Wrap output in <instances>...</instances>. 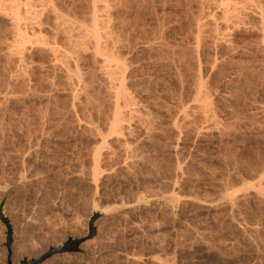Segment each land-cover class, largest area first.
<instances>
[{
	"label": "rangeland",
	"instance_id": "1",
	"mask_svg": "<svg viewBox=\"0 0 264 264\" xmlns=\"http://www.w3.org/2000/svg\"><path fill=\"white\" fill-rule=\"evenodd\" d=\"M215 1L33 0L52 47L22 55L5 51L11 28L0 15V201L6 196L12 238L8 250L0 218V264L37 259L68 239L81 240L77 251L40 264H136L129 256L137 264H264V195L255 192L264 193V0H232L242 8L228 30L219 17L232 2L221 0L222 9ZM93 15L100 43L117 40L123 90L141 113L124 115L119 136L108 126L115 104L92 45ZM200 95L211 108H198ZM96 162L99 179L91 178ZM167 194L178 198L174 209L151 204ZM95 208L111 211L90 224Z\"/></svg>",
	"mask_w": 264,
	"mask_h": 264
},
{
	"label": "bare ground",
	"instance_id": "2",
	"mask_svg": "<svg viewBox=\"0 0 264 264\" xmlns=\"http://www.w3.org/2000/svg\"><path fill=\"white\" fill-rule=\"evenodd\" d=\"M36 1V0H35ZM52 1V0H51ZM213 1H215V0H213ZM221 0H219V1H215V4H216V2H218L219 4V6L220 7H222L221 5H223L224 4V2L226 1H224L223 0V4H220L221 2H220ZM228 2H232V0H227ZM235 1V0H234ZM249 1V0H248ZM93 2H95V1H93ZM212 2V1H211ZM230 2V3H231ZM214 3V2H213ZM229 3V4H230ZM236 3H239V1L237 0V2ZM252 3V2H251ZM51 4V3H50ZM226 4V3H225ZM224 4V5H225ZM228 4V3H227ZM227 4L225 5V6H223L224 7V10H223V12H222V9H223V7H222V9L220 8L219 10H221V12L222 13H220V17L219 18H221V19H223V23H221V25L223 26L224 25V29H227L228 27H229V25H231V26H234V24H237V19H238V14H240L239 13V8H237L236 7V5H239V4H235V2H232L231 4H230V6L229 7H227ZM37 5V4H36ZM254 5V4H253ZM34 3H33V0H0V15L3 17V18H5V19H7L8 21H9V23H10V36H11V40L9 41V38H8V40H3V42L5 43V45L4 44H1V45H4V48H6L7 50H5V51H8V52H12L13 54L14 53H16V54H21L22 55V52L28 47V46H34V47H38V48H50L51 49V47H52V44H50V41L49 40H47V38L44 36V33H43V30H42V27L44 26H42V23H41V21L39 20V14H40V12H39V10H36V9H34ZM48 6V5H47ZM215 6V5H214ZM240 6V5H239ZM207 7V6H206ZM241 8H242V6H240ZM243 7H244V5H243ZM51 8V7H50ZM255 8V7H254ZM238 11H237V10ZM251 9V8H250ZM42 10V9H41ZM209 10V9H208ZM243 11H244V9H242ZM241 11V10H240ZM263 11H264V9H263ZM249 12V11H248ZM248 12H245L244 11V14L246 13H248ZM250 12H251V10H250ZM260 12V11H259ZM264 13V12H263ZM262 13V11H261V14H263ZM94 14V13H93ZM222 14V15H221ZM245 14V15H246ZM254 13L252 12V15H253ZM211 15H212V12H211ZM245 15H243V16H245ZM256 15H259V14H256ZM256 15H254V16H256ZM241 16V15H240ZM246 16H248V15H246ZM259 16H261V15H259ZM60 17V16H59ZM77 17V16H76ZM85 17V16H84ZM98 17V16H97ZM96 16H94L93 15V24H92V30L90 31V32H92L93 33V35L95 36H93L95 39H94V41L92 42V40H91V42H92V45L94 46L93 48H94V50H95V53H97V55H99V56H101L102 57V59L100 60L101 62V66L104 68L103 70H104V73H105V77L108 79V83H109V85H108V87L111 89V90H113L112 91V93H113V100H114V102H113V104H115L114 106V109L113 110H115V111H113L114 113L112 114V117L110 118V119H112V120H110L111 122H109L110 123V125L108 124V123H106V125L108 124V126L110 127V129H111V131L110 132H112V133H114L113 135H115V134H118V136H119V133L121 132V130H122V128H123V124H125V123H127L124 119H125V117H124V115H126L129 119H130V121H131V119L133 120V119H135L136 117H137V113L138 112H136L137 111V108H135V103H133L132 102V100L131 99H133V98H131L130 97V94H128L129 92H125L126 91V89H125V87H124V89L125 90H123V70H125V69H123V67L124 66H121L122 64H123V62H122V64H121V60L119 61L118 59L120 58V55H119V51H118V49H117V46H116V43H117V40L115 41L113 38L112 39H110V35H109V38L108 37H106V38H108V39H110L109 41L106 39V41H104V43H100V41H99V34H100V32H98V29H97V27L100 25V24H102V23H100V22H98V24L96 23V20H98V18H97ZM258 17V16H257ZM86 18V17H85ZM97 18V19H96ZM109 18V17H108ZM262 20H263V22H264V16L262 15ZM56 19V18H55ZM78 19V18H77ZM110 19V18H109ZM215 19V18H214ZM240 20V19H239ZM238 20V21H239ZM242 20V19H241ZM258 20V19H257ZM260 20V19H259ZM101 21V20H100ZM198 21V20H197ZM220 21H222V20H220ZM85 22V23H84ZM102 22V21H101ZM104 22V21H103ZM263 22H261V20H260V22L259 23H261L260 24V26L259 27H263L264 25H262L263 24ZM56 23V22H55ZM77 23H79V22H77ZM100 23V24H99ZM106 23H107V21H106ZM240 23V22H239ZM248 23V22H247ZM44 24H46V22L44 23ZM65 24V23H64ZM80 24H82V25H80ZM84 24H87V22L83 19L82 21H80V23H79V26H78V28L77 27H75L76 28V31H77V33L79 34V33H84V32H86L88 29L86 28L87 26L86 25H84ZM110 24V23H109ZM219 24H220V22H219ZM67 25H68V23H67ZM88 25H90V24H88ZM98 25V26H97ZM104 25V24H103ZM195 25V24H194ZM86 26V27H85ZM221 26V27H222ZM49 27V26H48ZM47 27V28H48ZM59 27H61V26H59ZM104 27V26H103ZM102 27V28H103ZM199 27H200V25H199ZM199 27H198V29H199ZM201 27H203V26H201ZM200 27V29L202 30V31H204L202 28ZM214 27V26H213ZM220 27V26H219ZM220 27V28H221ZM235 27V26H234ZM233 27V28H234ZM261 27V28H262ZM50 28V27H49ZM88 28H90V27H88ZM101 28V27H100ZM111 28V27H110ZM216 27H214V29H215ZM231 28V27H230ZM237 28V27H236ZM70 29V28H69ZM196 29H197V27H196ZM198 29L196 30L197 32H198ZM222 29V28H221ZM220 29V30H221ZM46 30V29H45ZM100 30V29H99ZM109 30V29H108ZM228 30V29H227ZM49 31H50V29H49ZM76 31H74V32H76ZM114 31V30H113ZM200 31V30H199ZM215 31V30H214ZM223 31V30H222ZM262 34L264 33V27H263V29H262ZM69 32V31H68ZM71 32V31H70ZM112 31H110V32H108V33H111ZM213 32V31H212ZM216 32V31H215ZM215 32H214V34H215ZM225 32V31H224ZM223 32V33H224ZM47 33L48 32H46V34L45 35H47ZM54 33V32H53ZM89 33V32H88ZM91 33V34H92ZM205 33V32H204ZM210 33V32H209ZM218 33H220V31L218 30ZM49 34V33H48ZM75 34V33H74ZM103 34V33H102ZM195 34H196V32H195ZM199 34V33H198ZM197 34V35H198ZM201 34V33H200ZM75 35H77V34H75ZM79 35H81V34H79ZM83 35V34H82ZM81 35V36H82ZM89 34H87V36H88ZM101 35V34H100ZM104 35V38H105V34H103ZM196 35V38L198 37ZM202 35H204L203 33H202ZM215 35H218V34H215ZM201 36V35H200ZM219 36H221L222 38H221V40L222 39H224L223 38V36L222 35H220L219 34ZM261 36H263V35H261ZM85 38H86V36H84ZM83 37V38H84ZM202 37H204V36H202ZM225 37V36H224ZM76 38V37H75ZM88 38V37H87ZM102 38H103V36H102ZM263 38V37H262ZM49 39V38H48ZM80 39V38H79ZM88 39H90V38H88ZM88 39H87V41H88ZM92 39V38H91ZM198 39L199 38H197V42H198ZM220 39V38H219ZM54 40V39H53ZM74 40V39H73ZM85 40V39H84ZM203 40V39H202ZM202 40H200V41H202ZM8 41V42H7ZM55 41V40H54ZM79 41V40H78ZM81 41H82V39H81ZM86 41V42H87ZM90 41V40H89ZM219 41V40H218ZM80 42V41H79ZM153 42V41H152ZM196 42V43H197ZM214 42V41H213ZM226 42V41H225ZM55 43H57V42H55ZM55 43H54V47L52 48L53 50V52L54 53H56L57 51V49H56V47H55ZM70 43V42H69ZM78 43V42H77ZM120 43V42H119ZM149 43V42H148ZM229 43V42H228ZM81 44V43H80ZM214 44V43H213ZM225 44V43H224ZM59 44H57L56 46H58ZM197 45H198V43H197ZM227 45H229V44H227ZM263 45H264V43H263ZM73 46V45H72ZM78 46H80V45H78ZM77 46V47H78ZM67 47H69V46H67ZM83 47H85V46H83ZM135 47V46H134ZM71 48V47H70ZM74 48V47H73ZM80 48V47H79ZM90 48H92V47H90ZM231 49V48H230ZM62 50V49H61ZM233 50V49H232ZM4 51V52H5ZM83 51V50H82ZM3 52V51H2ZM59 52H60V50H59ZM161 52V51H160ZM94 53V52H93ZM94 53V54H95ZM12 54V55H13ZM57 54V53H56ZM64 55V54H63ZM70 55V54H69ZM73 55V54H72ZM19 56V55H18ZM59 55H57V57H58ZM61 56V55H60ZM63 57V56H62ZM61 57V58H62ZM95 57V56H94ZM121 57H122V55H121ZM66 58H67V56H66ZM66 58H64V59H66ZM113 58V59H112ZM68 59V58H67ZM57 60H59L58 58H57ZM62 60V59H61ZM69 60V59H68ZM123 61V60H122ZM127 61V60H126ZM181 61V60H180ZM216 61V60H215ZM55 62V61H54ZM57 62V61H56ZM59 62H61V61H59ZM62 62H63V60H62ZM95 62V61H94ZM75 63V62H74ZM199 63V62H198ZM57 64H61V63H57ZM64 64H65V62H64ZM67 64V63H66ZM69 64V63H68ZM200 64V63H199ZM199 64H197V65H199ZM44 65V64H43ZM61 65H63V64H61ZM97 65V64H96ZM125 65V64H124ZM69 66V65H68ZM126 67V66H125ZM67 68V67H66ZM70 68V67H69ZM68 68V69H69ZM199 68V67H198ZM65 69V68H64ZM76 69V68H75ZM74 69V70H75ZM71 70V69H70ZM73 70V69H72ZM102 70V71H103ZM198 70V69H197ZM200 71V70H199ZM70 72V71H69ZM76 72H77V70H76ZM82 72V71H81ZM103 73V72H102ZM38 74V73H37ZM80 74V73H79ZM198 74H200V72L198 73ZM69 75H71V74H69ZM74 75V74H73ZM76 75V74H75ZM17 76H19V75H17ZM25 76V75H24ZM82 75H80V77H81ZM74 77V76H73ZM79 77V78H80ZM198 77H200V75L198 76ZM77 79H78V77H76ZM81 79V78H80ZM47 80V79H46ZM80 81V80H79ZM198 81V80H197ZM198 83V82H197ZM92 84V83H91ZM202 84V83H201ZM200 85V84H199ZM204 85V84H203ZM203 85H201L202 87H203ZM87 86V85H86ZM197 87V86H196ZM200 87V86H199ZM76 88V87H75ZM83 88V87H82ZM7 89V88H6ZM86 89V88H85ZM198 89V88H197ZM71 90V89H70ZM200 89H198L197 91H199ZM204 90V89H203ZM195 91V90H194ZM205 91V90H204ZM73 92V91H72ZM76 92V91H75ZM74 92V93H75ZM206 92V91H205ZM194 94V93H193ZM192 94V95H193ZM198 94H200L199 92H197V94L196 95H198ZM2 95V94H1ZM7 95V94H6ZM6 95H4V96H6ZM11 95V94H10ZM19 95V94H18ZM46 95V94H45ZM132 95V94H131ZM196 95H194V96H196ZM201 95H202V93H201ZM200 95V96H201ZM204 95V94H203ZM194 96H193V98H194ZM199 96V98H202L203 96H201L200 97ZM79 97V96H78ZM210 97V96H209ZM7 98V97H6ZM85 98V97H84ZM192 98V99H193ZM199 98H197V100L199 99ZM206 98V97H205ZM71 99H73V98H71ZM191 99V98H190ZM203 99L204 98H202V100L201 99H199V100H201V101H199L198 102V104H197V106H198V108L200 107V105H202L201 103L203 102ZM207 99H209V98H206V99H204V101H207ZM194 100L196 101V97L194 98ZM91 101V100H90ZM192 101V100H191ZM72 102V101H71ZM136 102V101H135ZM193 102V101H192ZM207 102H209V100L207 101ZM204 103V102H203ZM206 103V102H205ZM209 104V103H208ZM72 105V104H71ZM203 106V105H202ZM204 106H205V104H204ZM203 106V107H204ZM206 106H208V105H206ZM210 106V105H209ZM1 107V106H0ZM47 107V106H46ZM184 107V106H183ZM186 107V106H185ZM140 108H142V107H140ZM205 108V110L206 109H208V108H211V107H208V108H206V107H204ZM58 109V108H57ZM203 109V108H202ZM68 110V109H67ZM179 110V109H178ZM199 110V109H198ZM210 110V109H209ZM139 111V110H138ZM200 111H201V114H203L202 113V110L200 109ZM90 112V111H89ZM178 112V111H177ZM205 112V114L207 115V111H204ZM240 112V111H239ZM75 113V112H74ZM179 113H180V111H179ZM183 113H184V111H183ZM211 113H213V112H211L210 111V114ZM215 113V112H214ZM213 113V114H214ZM46 114V113H45ZM138 114H141V113H138ZM209 114V113H208ZM83 115V114H82ZM98 115V114H97ZM177 115H178V113H177ZM176 115V116H177ZM185 116H186V114H184ZM183 115V116H184ZM205 115V116H206ZM215 115V114H214ZM214 115L213 116H211V118L209 119L208 117V122H209V120L211 121V119L212 118H214ZM138 116H140V115H138ZM150 116V115H149ZM98 117V116H97ZM204 117V116H203ZM217 116H215V118H216ZM140 118H142V117H140ZM139 118V119H140ZM205 118V117H204ZM206 118V119H207ZM214 118V119H215ZM128 119V120H129ZM138 118L136 119L137 121L139 120ZM147 119V118H146ZM217 119V118H216ZM216 119H215V122L213 121V119H212V121H213V123H216ZM79 120V119H78ZM108 120V121H109ZM127 120V119H126ZM143 120V119H142ZM142 120H141V122H142ZM175 120V119H174ZM184 120V119H183ZM84 121V120H83ZM145 121V120H144ZM205 121V120H204ZM211 121V122H212ZM219 121V120H218ZM217 121V122H218ZM221 121V120H220ZM125 122V123H124ZM140 122V121H139ZM176 122V121H175ZM174 121H173V124L175 123ZM206 122V121H205ZM147 123V122H146ZM219 123V122H218ZM218 123H216V124H218ZM72 124V123H71ZM78 124V123H77ZM135 124V123H134ZM139 124V123H138ZM145 124V123H144ZM206 124V123H205ZM79 125V124H78ZM136 125V124H135ZM142 125H143V122H142ZM172 125V124H171ZM208 125V124H207ZM98 126V125H97ZM127 126H128V124H127ZM145 126V125H144ZM143 126V127H144ZM206 126V125H205ZM209 126H211V124L209 125ZM214 126V128H215V125H213ZM140 127H141V125H140ZM147 127V126H146ZM149 127V126H148ZM212 127V126H211ZM9 128V127H8ZM28 128V127H27ZM43 128V127H42ZM108 128V127H107ZM125 128V127H124ZM142 128V127H141ZM204 128V127H203ZM206 128H207V126H206ZM127 129V128H126ZM152 129V128H151ZM205 129V128H204ZM204 129H203V131H204ZM128 130H129V128H128ZM144 130V129H143ZM145 130H146V128H145ZM198 130V129H197ZM202 130V129H201ZM207 130L208 131H211L210 129H208L207 128ZM213 130H216V128L215 129H213ZM35 131V130H34ZM109 130H107V132H108ZM127 131V130H126ZM149 131V130H148ZM147 131V132H148ZM206 131V130H205ZM218 131V130H217ZM255 131V130H254ZM90 132V131H89ZM98 132V131H97ZM101 132V131H100ZM110 132H108V134L109 135H112ZM122 132H124V131H122ZM129 132V131H128ZM179 132V131H178ZM215 132V131H214ZM48 133V132H47ZM96 133V132H95ZM130 133V132H129ZM180 133V132H179ZM135 134V133H134ZM203 134V133H202ZM212 134V133H211ZM104 135V134H103ZM108 135V136H109ZM98 136V135H97ZM106 137H107V134L105 135ZM116 136V135H115ZM115 136H114V138H115ZM123 135H121L120 134V138L122 137ZM30 138V137H29ZM99 138V137H98ZM102 138V137H101ZM119 138V137H118ZM94 139V138H93ZM96 139V138H95ZM104 139V138H103ZM123 140V139H122ZM121 140V141H122ZM36 141V140H35ZM114 141H115V139H114ZM117 141V140H116ZM115 141V142H116ZM121 141H119V142H121ZM125 141V140H124ZM138 141V140H137ZM15 142V141H14ZM93 142V141H92ZM102 142V143H101ZM105 141H101L100 139L98 140V144L97 145H100V143L102 144V145H100L101 147H100V149H102V147L104 146L103 145V143H104ZM123 142V141H122ZM121 142V143H122ZM94 143H97L96 141L94 142ZM106 143V142H105ZM117 143V142H116ZM120 143V145H122ZM123 144L124 145H126L125 144V142H123ZM128 144V143H127ZM95 145V144H94ZM93 145V146H94ZM97 145H95L96 146V148L98 147ZM106 145V144H105ZM118 146H117V148L118 147H120L119 146V144H117ZM124 145L123 146H121V147H123V152L122 153H125L124 151H126L125 149V147L127 146H125L124 147ZM131 147V146H130ZM35 148H36V146H35ZM99 148V147H98ZM125 148V149H124ZM104 149V148H103ZM28 150V149H27ZM26 150V151H27ZM89 150V149H88ZM121 150V149H120ZM33 151V150H32ZM107 152V151H106ZM111 152V151H110ZM130 152V151H129ZM108 153V152H107ZM121 153V152H120ZM129 154V153H128ZM124 155V154H123ZM96 156H98V154H97V152H96V154L94 155L93 154V157H96ZM130 157H131V154L129 155ZM91 157H92V155H91ZM111 157V156H110ZM126 157V156H125ZM130 157H128V158H130ZM132 158V157H131ZM136 158V157H135ZM175 158H176V156H175ZM124 159V158H123ZM93 160H94V162H95V159L93 158ZM125 161V160H124ZM123 161V162H124ZM129 161V160H128ZM132 161V160H131ZM95 164H97V162L96 163H94V168H93V170L91 169V172L92 171H94V172H92V174L94 173V175H92L91 176V178L92 177H95V179H99L100 178V173H102V171H100V172H96V170H98V168L95 166ZM127 163H125V165H126ZM46 165V164H45ZM93 165V164H92ZM121 165V164H120ZM124 164H123V166H125ZM24 167V166H23ZM95 167H96V169H95ZM110 167V166H109ZM122 167V166H121ZM126 167V166H125ZM29 169V168H28ZM95 169V170H94ZM126 169V168H125ZM124 169V170H125ZM22 171H23V169H22ZM110 171H111V169H110ZM126 171V170H125ZM26 172H28V171H26ZM95 173H96V175H95ZM107 173V172H106ZM88 176V175H87ZM83 177V176H82ZM106 177V176H105ZM105 177H103L102 176V178H105ZM108 177V176H107ZM111 177V176H110ZM109 177V178H110ZM113 177H115V176H113ZM117 177V176H116ZM22 178V177H21ZM21 178H19V179H21ZM31 178V177H30ZM77 179H79V176L77 175V177H76ZM81 178V177H80ZM101 178V179H102ZM109 178H107L108 180H110ZM112 178V177H111ZM89 179V183L91 182L90 180H92V179H90V178H88ZM107 180V181H108ZM113 180V179H112ZM23 181H24V178H23ZM28 181V180H27ZM88 181V180H87ZM99 181V180H98ZM105 181V180H104ZM111 181V180H110ZM258 182H259V180H257ZM18 182V181H17ZM20 182V181H19ZM94 182H96L95 180H94ZM171 182V181H170ZM22 183V182H21ZM98 183V182H97ZM101 183V182H100ZM92 184H93V182H92ZM95 184V183H94ZM176 184V183H175ZM177 185V184H176ZM95 187H96V184H95ZM259 187V186H258ZM251 188V187H250ZM236 189H238V188H236ZM95 190V189H94ZM253 190V189H252ZM261 191V190H260ZM259 191V189H257L255 192H256V195L258 196V198L259 197H263V195H264V193H262V192H260ZM226 192V191H225ZM228 192V191H227ZM232 192H234V191H232ZM242 192V191H241ZM247 192V191H246ZM241 194V193H240ZM253 194H255V193H253ZM141 195V194H140ZM168 195V194H167ZM177 195V194H176ZM224 195H226L225 193H224ZM231 194H229V196H230ZM239 194H237V196H238ZM236 196V197H237ZM241 197H242V195H240ZM240 196H239V199H240ZM243 196H244V194H243ZM254 196V195H253ZM176 197V196H175ZM174 197V198H175ZM183 197V196H182ZM235 197V196H234ZM234 197H233V199H234ZM173 198V196L172 195H168V196H161V197H159L157 200L156 199H154V201L153 202H151V204H155V205H159V204H163V205H165V206H167V207H169L171 210L172 209H174V203L176 202V199L178 200V198L176 197V199H174ZM186 198V197H185ZM226 198H228V197H226ZM238 198V197H237ZM257 198V197H256ZM257 198V199H258ZM219 199H221V198H219ZM238 199V200H239ZM229 200V199H228ZM237 200V199H236ZM236 200H234V202L236 201ZM241 200V199H240ZM239 200V201H240ZM262 200V199H261ZM175 201V202H174ZM184 201H186L188 204H189V199H188V201L187 200H184ZM190 202H191V200H190ZM192 202H193V200H192ZM178 203V202H177ZM186 203V204H187ZM195 203H197V202H195ZM227 203V202H226ZM236 203H238V201L236 202ZM259 203V202H258ZM263 203V202H262ZM183 204H184V202H183ZM198 204V203H197ZM202 204V203H201ZM209 204V203H208ZM235 204V203H234ZM261 204V203H260ZM142 205H144V204H142ZM191 205V204H190ZM203 205V204H202ZM206 205V204H205ZM227 205V204H226ZM225 205V206H226ZM228 205H230L231 207H232V203L230 204H228ZM258 205V204H257ZM207 206V205H206ZM224 206V205H223ZM224 206V207H225ZM262 206V205H261ZM141 207V206H140ZM153 207V206H152ZM166 207V208H167ZM177 207V206H176ZM210 207V206H209ZM212 207V206H211ZM229 207V206H228ZM234 207H235V205H234ZM207 208V207H206ZM226 208V207H225ZM158 209H159V207H158ZM228 209V208H227ZM229 209H230V207H229ZM140 210V209H139ZM169 210V209H168ZM170 210V211H171ZM231 210V209H230ZM128 212V211H127ZM229 212V211H228ZM123 213V212H122ZM126 213V212H125ZM124 213V214H125ZM123 215V214H122ZM126 215V214H125ZM116 216V215H115ZM127 216V215H126ZM81 217V216H80ZM125 217V216H124ZM233 218V217H232ZM114 219V218H113ZM117 219V218H116ZM232 220V219H231ZM234 220V219H233ZM99 221V220H98ZM102 221V220H101ZM111 221V220H110ZM235 221V220H234ZM105 222H107V221H105ZM237 222V221H236ZM243 222V221H242ZM239 224V223H238ZM238 224H236V225H238ZM96 225V227L97 228H100V226H101V224H99V223H96L95 224ZM105 226V225H104ZM103 226V227H104ZM241 225H239V227H240ZM102 228V227H101ZM252 228V227H251ZM134 229H137V227L136 228H134ZM139 229V228H138ZM137 229V230H138ZM100 231V230H99ZM141 231V230H140ZM99 238H100V236H99ZM98 238V239H99ZM20 248V247H19ZM18 248V249H19ZM8 250H9V248H8ZM16 251H17V249H16ZM15 250H12V254H11V261H13L15 258H16V255H17V252H16ZM10 253V252H9ZM38 255V254H37ZM127 257V256H126ZM125 257V258H126ZM134 257V256H133ZM132 256H129V257H127V261L129 262H136V264L137 263H140L138 260H137V258H133ZM148 257V256H147ZM126 260V259H125ZM153 261V260H152ZM142 264H143V262H142Z\"/></svg>",
	"mask_w": 264,
	"mask_h": 264
},
{
	"label": "water",
	"instance_id": "3",
	"mask_svg": "<svg viewBox=\"0 0 264 264\" xmlns=\"http://www.w3.org/2000/svg\"><path fill=\"white\" fill-rule=\"evenodd\" d=\"M5 203H6V196H4V198H2V200L0 201V218L1 220L6 224L8 231L6 234V244L5 246L7 248H9L10 243L12 241L11 238V229L10 226L8 224V220L7 218L4 216V207H5ZM111 210L110 209H99V208H95L93 211V216L90 219V224L93 223V221L95 219H97L98 217L108 214ZM94 233V229L92 227H90V233L88 235V237H91L92 234ZM81 240H75V239H68V241L64 242L63 244L57 246V247H51L49 248V250H47L46 252H44L39 258L37 259H32V260H21L19 262V264H40L43 260H45L46 258L50 257L53 254L56 253H63V252H72V251H77L78 250V245L80 244Z\"/></svg>",
	"mask_w": 264,
	"mask_h": 264
}]
</instances>
